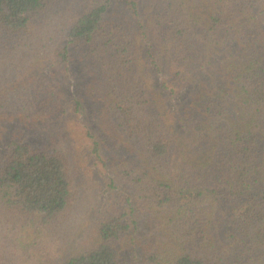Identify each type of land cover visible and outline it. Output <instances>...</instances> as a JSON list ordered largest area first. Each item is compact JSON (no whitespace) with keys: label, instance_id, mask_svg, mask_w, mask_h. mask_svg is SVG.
Here are the masks:
<instances>
[{"label":"trees","instance_id":"obj_1","mask_svg":"<svg viewBox=\"0 0 264 264\" xmlns=\"http://www.w3.org/2000/svg\"><path fill=\"white\" fill-rule=\"evenodd\" d=\"M0 264H264V0H0Z\"/></svg>","mask_w":264,"mask_h":264}]
</instances>
